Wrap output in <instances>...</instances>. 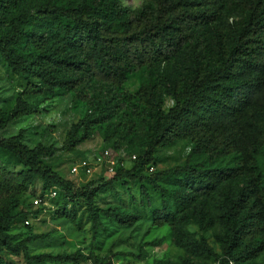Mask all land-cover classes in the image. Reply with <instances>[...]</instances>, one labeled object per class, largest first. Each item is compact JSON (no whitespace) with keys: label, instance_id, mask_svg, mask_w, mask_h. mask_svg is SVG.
<instances>
[{"label":"trees","instance_id":"16d2710c","mask_svg":"<svg viewBox=\"0 0 264 264\" xmlns=\"http://www.w3.org/2000/svg\"><path fill=\"white\" fill-rule=\"evenodd\" d=\"M32 11L11 16L0 32V61L25 80L8 110L0 108V151L21 168L9 171L0 164V264L3 254H20L24 264H113L109 256L78 250L65 253H29L28 244L44 234L9 232L17 219L34 216L19 202L39 180L38 195L49 189L60 196V207L83 206L90 238L105 229L101 217L121 227L139 219L130 211L99 208L101 188L136 184L138 201L150 212V225L170 229V238L195 257H212L215 264H244L264 251V187L257 155L264 146V0H150L129 9L120 0H28ZM22 0H0V6L19 7ZM33 12V14H32ZM182 54L185 79L172 82L173 104L160 109L157 86L140 85L137 102L151 111L155 122L147 128V143L127 165L116 164L105 178L75 185L43 158L57 150L72 151L88 140L102 118L73 124L59 147L40 143L28 147L24 128L4 136L11 122L39 112L38 105L69 94L71 102L85 105L88 83L115 91L135 72L151 69ZM121 107V104H119ZM176 141H187L181 163L154 169L156 152ZM230 156L232 161L220 165ZM151 171H148L149 167ZM172 180V186L160 181ZM223 181H239L220 201L218 214L204 209L200 198ZM146 185L158 195L154 207ZM213 220L218 253L203 238L190 236L184 224L199 230ZM154 238L145 245H159ZM141 258L144 250L138 247ZM180 264H190L179 257ZM154 264H160L154 262Z\"/></svg>","mask_w":264,"mask_h":264},{"label":"rangeland","instance_id":"374dc122","mask_svg":"<svg viewBox=\"0 0 264 264\" xmlns=\"http://www.w3.org/2000/svg\"><path fill=\"white\" fill-rule=\"evenodd\" d=\"M150 0H120L125 8H135L139 4ZM32 11L28 0H22L19 7L8 4L0 6V32L8 27L9 19L18 11ZM33 14V12H32ZM187 66L182 54H178L165 62L159 63L151 69H141L132 74L117 91L123 97V102L114 98L115 91L106 86L94 87L90 83L83 89L89 97V103L74 104L70 95H58L38 105L39 112L19 118L11 122L2 131V135L13 134L18 128H24L23 142L32 147L36 143L59 147L67 130L75 123L92 118H102L90 138L78 144L72 151L57 150L43 159L63 177L70 179L75 185H81L88 180L95 183L107 175L106 166L111 161L116 164L127 165L130 155H137L145 148L147 143V128L155 120L153 113L137 102L136 92L140 85L157 86L160 93V109L166 111L173 104L171 96L172 82L185 79ZM25 80L8 71L5 64L0 61V108L8 110L16 93L24 86ZM121 104V107L119 106ZM107 151L106 160L98 165L94 156ZM189 150L187 141H176L173 144L160 148L156 152L154 169H164L173 164L181 163ZM232 157L227 156L219 160L220 165L228 164ZM261 168L262 185L264 187V146L257 155ZM0 164L9 171L21 168L7 153L0 151ZM75 167L77 173H70V168ZM89 168L90 173H85L84 168ZM164 186H172V180L160 181ZM240 186L239 181H223L219 187L208 196L200 198L204 209L218 214L221 199L231 190ZM39 180L34 183L20 197V203L35 215H28L13 221L9 232L24 235L27 231L45 236L28 244L29 253L47 252L69 253L78 250L81 253L92 252L97 256H109L113 264H180L179 257H184L190 264H215L212 257H195L186 252L185 247L177 245L170 238V229L166 225L153 227L150 225V212L139 203L135 183L115 184L113 191L101 188L95 199L99 208H112L116 212L130 211L138 214L139 219L130 227H121L113 221L101 217L105 229H99L94 239L90 238L89 223L85 217L83 206L76 203L70 209L65 207V215L60 207V196H39ZM49 189L47 192H49ZM146 190L154 207L158 205V195L150 186ZM54 191V190H53ZM34 198L40 200L34 204ZM186 232L195 239L203 238L215 253L218 247L215 235L220 234V228L213 220L212 225L199 230L192 221L184 224ZM154 238H160L159 245H145ZM144 250L141 258H136L138 247ZM3 259L9 264H24L20 254H3ZM45 264H58L46 262ZM244 264H264V251L256 258Z\"/></svg>","mask_w":264,"mask_h":264},{"label":"built area","instance_id":"2783aa9c","mask_svg":"<svg viewBox=\"0 0 264 264\" xmlns=\"http://www.w3.org/2000/svg\"><path fill=\"white\" fill-rule=\"evenodd\" d=\"M107 156H108L107 155V151L104 150L100 154H96L94 156V161H95L96 164L100 165V164H102V162L107 161L106 160ZM132 159H134V155H130V160H132ZM108 163H109V165L106 166L107 172L111 171L112 166H113L111 161H108ZM151 170H152V167L150 166L148 168V171H151ZM84 172L87 173V174L90 173L89 168H87V167L84 168ZM70 173H74V174L77 173L76 168L75 167L70 168ZM53 190L54 189H51L49 192L44 193L43 196H50V197L54 196L55 195V190L54 191ZM39 200H40L39 198H34L33 203L36 204ZM80 264H96V262H94L91 259H86L85 261H82Z\"/></svg>","mask_w":264,"mask_h":264}]
</instances>
